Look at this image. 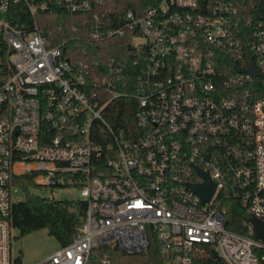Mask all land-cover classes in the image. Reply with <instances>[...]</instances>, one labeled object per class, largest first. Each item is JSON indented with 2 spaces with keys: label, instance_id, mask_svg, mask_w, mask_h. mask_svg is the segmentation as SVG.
<instances>
[{
  "label": "built area",
  "instance_id": "obj_1",
  "mask_svg": "<svg viewBox=\"0 0 264 264\" xmlns=\"http://www.w3.org/2000/svg\"><path fill=\"white\" fill-rule=\"evenodd\" d=\"M55 7L84 14L70 37L126 53L53 40L38 14ZM122 96L134 128L107 118ZM197 168L215 184L206 201L188 185ZM19 174L86 201L76 235L33 264H111L107 250L151 240L167 264H264L250 221L264 220V0H0V264H22Z\"/></svg>",
  "mask_w": 264,
  "mask_h": 264
},
{
  "label": "trees",
  "instance_id": "obj_2",
  "mask_svg": "<svg viewBox=\"0 0 264 264\" xmlns=\"http://www.w3.org/2000/svg\"><path fill=\"white\" fill-rule=\"evenodd\" d=\"M39 25L53 40L64 37L65 43L76 50L87 49V57L107 59L110 56L121 57L126 53L125 43L122 39L113 37L103 41L92 42L82 35L79 40L70 37L75 31L85 26L84 14L69 13L58 7L39 12ZM136 100L131 96H122L114 99L107 107V118L118 127L134 128V111ZM22 191L24 197L13 202L10 212L11 224L17 229L18 235H24L39 228H46L58 244H66L78 232L83 221L86 201L77 199H56L41 195L33 190L40 184L34 181L30 174L16 175L13 181ZM233 209L229 212V226L241 230L244 216L239 215L238 203L230 199ZM238 214V215H237ZM111 264H162L163 260L158 254L157 244L151 240L145 251L126 253L121 249L107 250Z\"/></svg>",
  "mask_w": 264,
  "mask_h": 264
},
{
  "label": "rangeland",
  "instance_id": "obj_3",
  "mask_svg": "<svg viewBox=\"0 0 264 264\" xmlns=\"http://www.w3.org/2000/svg\"><path fill=\"white\" fill-rule=\"evenodd\" d=\"M33 190L41 195L53 197L56 199H77L80 198L79 187L77 185H69L67 187L53 186L45 187L40 184L38 188ZM20 198L24 197L22 189H18L16 193ZM14 238L11 242L13 254H19L22 264H33L42 256L51 252L59 244L57 240L48 233L47 229L39 228L24 235H18L16 228L13 229ZM162 264H167L163 262Z\"/></svg>",
  "mask_w": 264,
  "mask_h": 264
},
{
  "label": "water",
  "instance_id": "obj_4",
  "mask_svg": "<svg viewBox=\"0 0 264 264\" xmlns=\"http://www.w3.org/2000/svg\"><path fill=\"white\" fill-rule=\"evenodd\" d=\"M250 70L254 71V68L251 66ZM197 171L203 177V181L200 183H188V185L200 196L201 200L206 201L212 195L215 184L206 172L200 170L199 168H197ZM250 221L253 224V231L255 235L264 239V220L251 216Z\"/></svg>",
  "mask_w": 264,
  "mask_h": 264
}]
</instances>
